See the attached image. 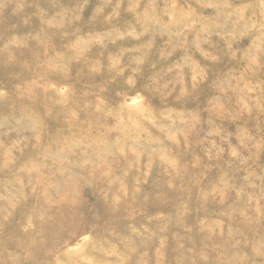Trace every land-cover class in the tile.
<instances>
[{"label": "clouds", "instance_id": "1", "mask_svg": "<svg viewBox=\"0 0 264 264\" xmlns=\"http://www.w3.org/2000/svg\"><path fill=\"white\" fill-rule=\"evenodd\" d=\"M0 264H264V0H0Z\"/></svg>", "mask_w": 264, "mask_h": 264}]
</instances>
